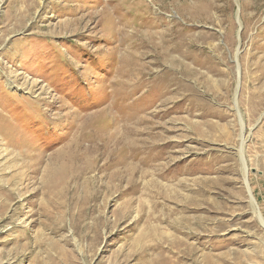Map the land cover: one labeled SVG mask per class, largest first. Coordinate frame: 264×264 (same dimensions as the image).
Masks as SVG:
<instances>
[{
    "label": "rangeland",
    "instance_id": "obj_1",
    "mask_svg": "<svg viewBox=\"0 0 264 264\" xmlns=\"http://www.w3.org/2000/svg\"><path fill=\"white\" fill-rule=\"evenodd\" d=\"M0 264H264V0H0Z\"/></svg>",
    "mask_w": 264,
    "mask_h": 264
}]
</instances>
